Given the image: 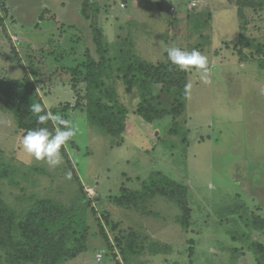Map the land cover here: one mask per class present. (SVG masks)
<instances>
[{
  "label": "rangeland",
  "instance_id": "1",
  "mask_svg": "<svg viewBox=\"0 0 264 264\" xmlns=\"http://www.w3.org/2000/svg\"><path fill=\"white\" fill-rule=\"evenodd\" d=\"M191 1L6 0L0 80L27 73L44 104L78 131L61 149L63 163L50 167L23 151L14 116L1 110L0 164L10 167L2 196L15 208L41 196L77 206L72 215L86 247L64 264L264 262V5L197 0L190 9ZM171 46L207 56L210 82L184 71L191 88L182 114L147 122L135 112L144 100L171 110L176 95L160 85L129 89L118 67L131 49L155 65L167 62ZM102 55L128 110L127 126L115 134L90 120L85 99L87 56ZM151 176L185 194L187 227L167 196L118 203ZM126 240L142 251L122 252Z\"/></svg>",
  "mask_w": 264,
  "mask_h": 264
},
{
  "label": "trees",
  "instance_id": "2",
  "mask_svg": "<svg viewBox=\"0 0 264 264\" xmlns=\"http://www.w3.org/2000/svg\"><path fill=\"white\" fill-rule=\"evenodd\" d=\"M5 3L6 0H2L1 11L5 9ZM259 4L264 5V0H259ZM97 8L99 9L98 5ZM81 12L87 17L86 1H84ZM237 12L238 15L243 16L241 6ZM3 17L0 15V20ZM99 39L101 40L100 29L95 30V40L98 44L101 43ZM110 67L108 58L103 55L98 60L87 56V72L83 80H85V99H87L86 104L89 105L90 120L94 124H100L109 133L115 134L127 126L125 119L128 110L117 97L116 87L112 83L114 72ZM118 70L124 82L129 84V89L133 85L144 87L143 89L152 85H160L161 91L165 90L176 95L177 105L171 110L159 104L144 103L146 101L144 100L135 112L147 122L162 119L169 114H172L173 118L175 115L182 114L187 97L186 74L168 59L167 62L155 65L141 58L134 49H131L127 52L126 58L122 60ZM33 103L44 105L42 97L27 73L24 78L5 83L0 80V111L6 110L14 116L17 127L23 135L29 129L41 126L37 124L36 115L29 110ZM44 126L52 129L51 121ZM2 165L0 164V264H64L65 261L74 259L82 253L86 246L79 240L82 239L81 237L87 240V236L85 233L80 237L77 236L81 220L72 215L77 206L48 196L35 197L21 208L11 206L3 198L1 189L2 181L8 177L10 167ZM169 187L162 182V179L151 176L144 183L143 190L127 191L119 197L120 202L118 203L133 205L130 199L136 202L158 194L167 196L180 207L182 214L179 220L184 227H187L189 207L185 199H180L185 194L173 195V190ZM116 241L120 244L119 238H116ZM126 241L122 252L128 248H131L133 254L142 251L137 245ZM168 248L170 247L164 246V249ZM257 260L259 264H264L262 259L257 258Z\"/></svg>",
  "mask_w": 264,
  "mask_h": 264
},
{
  "label": "clouds",
  "instance_id": "3",
  "mask_svg": "<svg viewBox=\"0 0 264 264\" xmlns=\"http://www.w3.org/2000/svg\"><path fill=\"white\" fill-rule=\"evenodd\" d=\"M167 59L178 66L182 71L195 70L204 83H209V60L198 49H185L177 46L167 47L165 49ZM191 85H185L186 93ZM264 91V90H262ZM30 112L36 115L37 128L29 129L20 139V145L24 152L29 154L37 161H44L50 167H56L63 163V154L61 149L67 148L77 134L78 129L72 121L66 119L61 114H54L47 104L33 103L30 105ZM51 121L52 129H49L47 123ZM71 178V173H68Z\"/></svg>",
  "mask_w": 264,
  "mask_h": 264
},
{
  "label": "built area",
  "instance_id": "4",
  "mask_svg": "<svg viewBox=\"0 0 264 264\" xmlns=\"http://www.w3.org/2000/svg\"><path fill=\"white\" fill-rule=\"evenodd\" d=\"M1 2H2V0H0V5H1ZM197 3H198L197 0H192L190 5H189V8L192 9L193 7H195L197 5ZM0 15L2 16L1 6H0Z\"/></svg>",
  "mask_w": 264,
  "mask_h": 264
},
{
  "label": "crops",
  "instance_id": "5",
  "mask_svg": "<svg viewBox=\"0 0 264 264\" xmlns=\"http://www.w3.org/2000/svg\"><path fill=\"white\" fill-rule=\"evenodd\" d=\"M8 9V8H7ZM8 11H9V9H8ZM10 13V12H9Z\"/></svg>",
  "mask_w": 264,
  "mask_h": 264
}]
</instances>
